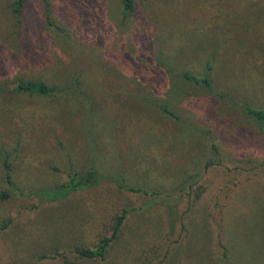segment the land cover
Segmentation results:
<instances>
[{
    "label": "rangeland",
    "instance_id": "obj_1",
    "mask_svg": "<svg viewBox=\"0 0 264 264\" xmlns=\"http://www.w3.org/2000/svg\"><path fill=\"white\" fill-rule=\"evenodd\" d=\"M132 1L26 0L16 22L0 0V264L75 261L124 208L107 260L80 264H222L221 245L225 264H264V136L241 109H264V0ZM208 61L213 90L181 75ZM90 170L163 191L190 175L182 223L107 180L31 195Z\"/></svg>",
    "mask_w": 264,
    "mask_h": 264
},
{
    "label": "trees",
    "instance_id": "obj_2",
    "mask_svg": "<svg viewBox=\"0 0 264 264\" xmlns=\"http://www.w3.org/2000/svg\"><path fill=\"white\" fill-rule=\"evenodd\" d=\"M26 0H14L12 3V11L16 18V22H20L22 18V9L25 5ZM124 9L126 12H131L133 9V1L132 0H123ZM210 70H211V62H207L205 70L202 74H197L188 70L181 71V75L193 82L196 85H199L207 90H213L211 78H210ZM14 89L18 91H30V92H37L41 94L48 93L50 88L45 83H34V82H18ZM220 96L225 97V94L222 92H218ZM161 109L166 113L173 115V113L165 106H161ZM242 111L251 118L257 125L258 130L264 136V109L253 107L247 104L241 105ZM9 158L7 155L4 156V165L9 173L10 171V164ZM211 163V162H209ZM190 175L185 177L182 182L178 185V187L174 188V190L170 191H163V190H153L148 186L144 185H134L131 184L127 178L120 174L116 177V175L112 172L109 173H100L96 170H90L85 174L80 173H73L68 176V178L56 185L53 188L42 189L38 191L31 192V195L37 197L40 202H56L66 196L74 192H78L80 190L88 189L92 186H96L102 181H111L116 184V187L125 190L129 193L134 194H141L145 196H151L154 201L152 203H159L165 206L167 212V224L170 233H173L175 230L174 223H176L177 218L174 217L175 215L179 216L181 223L183 221L184 212L179 213L177 212L179 202L173 199L175 194L178 197H182L185 193V189L190 188L192 185H189L190 182ZM8 181H10V177L8 176ZM12 188H14L12 186ZM184 189V190H183ZM203 190V189H200ZM19 194L21 195V191L18 190ZM173 192V193H172ZM187 194H189L187 192ZM9 193L5 191H0V198L4 199L9 197ZM134 208H124L122 209L114 219V222L110 228L109 234H102L96 242L88 245V246H74L71 249V253H73L76 257L75 261L67 260L66 254L67 252L61 251H54L53 256L50 254H43L41 255L40 259H49V258H56L57 256L62 255L65 259L66 263L68 264H80L81 262H105L109 256L110 247L113 245L115 240L117 239L119 230L123 225L125 219L128 217L129 213L132 212ZM178 213V214H176ZM6 224L3 225L5 227ZM222 247V254H221V262L225 264L227 253L223 245ZM70 252V251H69ZM171 264V263H167Z\"/></svg>",
    "mask_w": 264,
    "mask_h": 264
}]
</instances>
